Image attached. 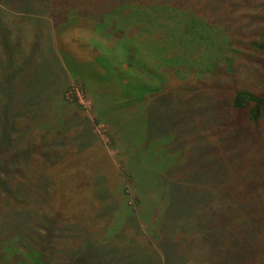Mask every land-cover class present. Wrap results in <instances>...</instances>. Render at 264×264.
Listing matches in <instances>:
<instances>
[{
	"label": "trees",
	"instance_id": "trees-1",
	"mask_svg": "<svg viewBox=\"0 0 264 264\" xmlns=\"http://www.w3.org/2000/svg\"><path fill=\"white\" fill-rule=\"evenodd\" d=\"M66 1L0 0L3 225H11L17 206L25 207L32 196L46 191L54 179L51 172L67 165L73 146L79 152L76 162H82L84 153L99 151L89 152L97 142L82 105L73 107L65 98L66 68L74 74L87 71L86 66L71 69L70 54L54 45L53 37L76 22L63 17ZM76 3L73 16L88 8L93 31L105 37L95 42L100 50L95 63L119 80L126 104L143 120L136 127L137 141L125 138L126 129L116 132L128 146L121 162L136 193L134 208L115 202L105 172L86 186L104 204L102 212L117 216L106 232L105 264H188L179 245L196 239L208 246L204 264H264V0H207V6L204 0ZM214 5L218 18L223 10L233 17L221 27L225 41L220 45L226 44L228 53L217 61L210 57L202 63L204 70L191 74L199 62L186 58L185 51L198 42L211 50L216 43L212 37L221 33L210 17ZM202 9L207 13L201 15ZM14 11L24 13L26 21L16 22ZM46 15L58 19L55 31L52 22L46 28ZM45 41L51 43L50 58L42 49ZM147 106L159 116L148 127L143 119ZM78 124L75 137L66 136ZM8 204L10 212L5 211ZM47 217L43 213L35 226L44 225L48 235ZM21 218L16 223L20 231L7 237L18 248L16 264H48L39 243L22 230ZM97 239L86 236L78 264L94 263Z\"/></svg>",
	"mask_w": 264,
	"mask_h": 264
},
{
	"label": "rangeland",
	"instance_id": "rangeland-1",
	"mask_svg": "<svg viewBox=\"0 0 264 264\" xmlns=\"http://www.w3.org/2000/svg\"><path fill=\"white\" fill-rule=\"evenodd\" d=\"M206 1L204 0V6H207ZM76 4V0H69L68 3L66 1L62 14L65 19L76 22L80 21V24L76 25V22H73L75 25H69L61 34H56L53 40L57 50L62 48L70 54L67 61L72 66L71 69L78 70L81 66H86L87 68V71L83 70L81 74H74L66 68L68 71V86L65 98L70 102H74L69 103L73 107L77 106L76 103L82 105L83 116H88L92 121L95 142H97L92 148H88L89 152L91 149H98L99 151L94 155L84 153L82 162H76L75 160L79 155L77 153L79 152H76V146H73L65 162L67 165L62 163L58 166L60 169L57 167L51 172L54 175V179L46 191L32 196L30 201H28L29 204L25 205V207L17 206V209L12 213V217L9 218L10 226L3 225V220H0V258L5 257L4 260H0V264H16L19 259L18 248L12 245L13 241H7V237L16 234L21 229V227L20 229L16 228L19 217H22L21 221L23 220L26 225V229L24 227L22 230L26 234H29L28 237L34 240V243H39V247L37 246L38 250L46 254L48 264H78L76 258L81 253L79 248H82L85 238L89 234L94 239L100 238L94 241L93 264H105L109 258V251L107 250V239L109 237L106 232L111 228L112 223L116 221L115 217L117 216L114 213L112 219L109 214L107 215L102 212L104 204L99 203V199L89 194V189L86 188V186L93 184L90 181L94 182L92 179L98 172L107 173L109 182L114 185V193L116 195V201H114L120 207L131 209L136 204V193L130 186V176L124 171L121 162L124 152H126L125 148L128 146L116 132L126 129L125 138L130 140L137 132L136 127L138 122L139 126L140 122L142 123V116H140L141 114L137 109H133L131 105L126 104L127 100L122 96L123 89L119 80L115 77L106 76V72L102 67L95 63L94 60L100 51L95 42L99 39L101 41L105 40V37L103 38V36L93 31L92 21L86 18L93 14L88 8H82L80 12L78 11L77 17L73 16ZM10 6H14V3H11ZM213 8L210 17L212 18V23L217 25L220 32L221 27L225 29V26L232 21L233 17L229 12L223 10L222 17L218 18L215 5ZM203 13L206 14L207 10L202 9L200 14L203 15ZM13 14L15 15L14 20L16 22L26 21V18L23 16L24 13L14 11ZM43 17L44 19L42 20L47 21H45L46 28H48L47 23L52 22L51 24L55 31L54 24L58 22V19L52 18L49 15ZM42 26H44V23L41 21ZM43 30L42 33L45 35V30H47L45 26ZM216 34L212 37L216 41L212 45L213 49L206 50L205 44L201 45L198 42L197 46L185 51L186 58L189 56L199 62L195 65L196 67L190 70L191 74H199V71L204 70L206 67L202 63L208 62L210 57L214 61H217L228 53L226 44L220 45L225 41L224 32L221 31V33ZM32 39L31 36L29 41H32ZM114 41V39H111V42ZM50 44V42L46 41L42 44L45 57L48 58H50ZM58 54L61 55L59 51ZM156 60L152 62L157 64ZM45 75L47 77L50 76L48 68L45 71ZM157 118H159L158 113L147 106L143 117L146 120L147 127L152 119ZM72 122L74 121L72 120ZM79 130V124L74 125L71 129L66 130V136L74 138ZM112 136L114 137V141ZM134 138L137 141V135ZM77 175L81 177L77 178ZM64 182L67 184L66 188L63 185ZM90 198L91 200H89ZM108 200L106 203H108ZM89 201L95 205H91ZM11 206V204H8L5 211L10 212ZM27 209L29 211L27 215L32 216L30 219L27 215H24ZM43 213L49 216L45 222L46 227L49 228L48 235L45 232L44 225L41 227L35 226L39 223V219ZM19 214L20 216H18ZM32 221H34V224ZM142 228L147 232L148 226L145 222H142ZM198 241L196 239L191 244L182 241L179 245V251L186 254L188 264H204L208 246ZM15 244L18 245L20 243ZM11 245L14 248L8 250L6 247ZM21 245H18V247H22ZM12 251H16L14 252L16 254L13 256L11 255Z\"/></svg>",
	"mask_w": 264,
	"mask_h": 264
}]
</instances>
